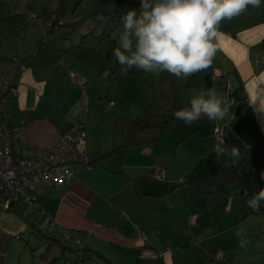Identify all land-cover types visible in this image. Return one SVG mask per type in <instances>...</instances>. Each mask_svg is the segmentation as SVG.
<instances>
[{"label":"crops","instance_id":"0c3cea01","mask_svg":"<svg viewBox=\"0 0 264 264\" xmlns=\"http://www.w3.org/2000/svg\"><path fill=\"white\" fill-rule=\"evenodd\" d=\"M8 1L3 3L15 24L19 16ZM22 6L32 18L38 17L35 0ZM123 6L124 11L139 10L140 0H123ZM51 11V19L43 20L46 32L39 38L0 32V75L13 80L18 90L3 108L13 125L26 119L13 134L15 155L39 152L82 116L87 117L79 129L87 156L71 164L76 170L71 177L37 195L46 213L37 219L42 223L39 228L80 240L92 264L98 263L94 256L104 264H264V206L254 211L247 205L264 184L255 188L248 175L239 171L231 183L217 177L205 196L187 182L213 174L218 163L236 164L248 153H257L264 172V112L258 110L264 98V0L260 8H249L221 24L225 36L212 66L202 72L201 86H185L177 93V104L184 109L199 90L212 89L230 102L228 116L217 121L202 117L191 124L175 119L162 138L127 147L123 146L122 118L134 119L151 102V87L159 72L135 68L120 72L122 67L108 56L97 28L81 34V40L75 36L79 23L61 24L70 28L62 35L59 26L49 33ZM73 16L65 20L72 22ZM9 21L6 27L12 24ZM120 28L113 30L117 42ZM46 35L49 42L40 46L39 40ZM87 36L94 39L82 50ZM72 74L85 83H78ZM130 91L131 97L137 96L128 100ZM215 127L223 130L230 148L220 160L213 157ZM233 147L238 149L235 157ZM158 169L165 170V179L152 176ZM28 230L20 209L0 211V264H6L12 237ZM140 231L145 240L138 238ZM220 250L223 257H213ZM206 251L213 255L205 256Z\"/></svg>","mask_w":264,"mask_h":264},{"label":"clouds","instance_id":"9594fccd","mask_svg":"<svg viewBox=\"0 0 264 264\" xmlns=\"http://www.w3.org/2000/svg\"><path fill=\"white\" fill-rule=\"evenodd\" d=\"M262 0H140L139 10L130 9L122 17L123 31L112 55L125 70L146 73L167 72L188 80L212 66L218 44L225 33L224 21H231L249 8H260ZM257 93L253 94V101ZM230 102L212 89H201L190 101V107L173 113L175 119L191 124L206 117L224 120ZM264 112V98L259 109ZM223 150L217 146L216 155ZM232 156L238 149L232 148ZM264 201V189L247 201L254 211Z\"/></svg>","mask_w":264,"mask_h":264},{"label":"trees","instance_id":"16d2710c","mask_svg":"<svg viewBox=\"0 0 264 264\" xmlns=\"http://www.w3.org/2000/svg\"><path fill=\"white\" fill-rule=\"evenodd\" d=\"M54 1L57 5L51 11L54 15L53 20L49 22V24L47 23L49 33L53 32L61 24L70 23L74 25L80 22L79 19L72 22L65 20L67 15L75 13V9L70 7V3L73 0ZM82 1L83 0H77L76 4ZM90 2L92 4V11L89 13V16L96 19V23L104 22V26L97 36L106 43L108 56L115 58L112 55V49L118 46V42L113 37V30L122 25L121 17L124 15L123 0H90ZM49 38L50 35L43 36L39 40L40 46L47 44L49 42ZM116 63L119 65L117 61ZM159 74V79L153 82L151 87V102L148 105H143L141 112L134 119L122 118L120 125L124 136L123 146L125 147L134 144L153 142L162 138L175 120L173 113L182 109L177 104V93L179 89L185 86H201L202 72L198 75H193L188 80H185L184 78H176L167 72H159ZM233 144L237 145L235 142H233ZM238 147L242 149V146ZM107 154L108 153L101 154L99 157L101 158ZM223 156L224 154L222 157ZM259 160L260 159L257 153H248L236 164H229L228 166H225L222 163H218L214 166L213 174L201 178L190 179L187 182H192L200 192H202L205 196H208L212 187L216 185L217 177L222 178L227 181V183H231L234 182L239 171H244V173L252 180L255 188H260L261 185L264 184L262 183V180H264V172H262ZM262 206H264V201L260 202L259 208H262ZM32 214L34 215L32 220L27 218L30 230H37L39 238L45 239L49 242V246L46 250H48L49 247L51 248L54 246L55 243L63 245L55 236L49 235V232L44 230L45 228L42 229L36 226V220L40 217L44 218L45 215L37 216L34 213ZM80 247L82 246L79 245V248L75 249V251L78 252ZM42 259H47L46 254L42 255ZM33 264L38 263L34 262Z\"/></svg>","mask_w":264,"mask_h":264},{"label":"built area","instance_id":"2783aa9c","mask_svg":"<svg viewBox=\"0 0 264 264\" xmlns=\"http://www.w3.org/2000/svg\"><path fill=\"white\" fill-rule=\"evenodd\" d=\"M264 57V50H262ZM72 77L80 84L85 79ZM18 93L15 82L4 75H0V211L16 209L18 205H25L37 216H44V208L37 202L36 197L45 188L61 183L71 177L76 170L71 164L81 161L86 156L84 140L79 136V129L86 121L84 115L65 134L60 136L53 144L33 155L17 156L13 150V134L26 119H22L20 125H13L8 121L7 111L3 104L10 95ZM113 102L111 101L107 107ZM219 146L225 154L226 140L221 128L213 129L212 149L216 154ZM155 179H165V170L158 169L152 172ZM138 238L145 240V235L140 231ZM80 245V240H76ZM223 251H218L213 257H223Z\"/></svg>","mask_w":264,"mask_h":264},{"label":"rangeland","instance_id":"374dc122","mask_svg":"<svg viewBox=\"0 0 264 264\" xmlns=\"http://www.w3.org/2000/svg\"><path fill=\"white\" fill-rule=\"evenodd\" d=\"M7 1L8 0H6V2ZM28 1L29 0H9L8 1L9 3H11L10 6H13L14 10H16L15 14L19 16L18 21L15 22L14 24L13 22L9 21V13H10L9 6H6L3 3V0H0V32L4 30L5 32H12V33H17V34L22 33L26 35L28 39H32V38L36 39L42 35V32L45 29L43 20L51 19L50 10H53L56 7L57 3L54 0H51V1L35 0L36 5L38 6L36 7V10H37L36 12L38 13V17L32 18V15L29 9L22 6L23 4H26ZM12 2H14V4H12ZM76 3H77V0H73L70 3V7L75 9V16H73L74 17L73 20L75 21L78 17L81 18V22H79L78 27L75 31V36H77L81 40L79 36L83 34L84 32L91 30L92 28H97L96 33L99 34L103 28L102 26L103 22L96 23V19H93L91 16H89V13L92 11L90 0H83L82 2L78 4ZM127 11L128 10L125 9L124 14ZM5 19H7V21H5ZM8 21L9 23H12V24H8V26L6 27V22ZM4 24H5V27H4ZM98 27H100V29H98ZM59 29H61L60 31L61 35L64 33L63 30H70V28H68L67 26L65 27L59 26ZM45 32L46 31H44L43 33ZM85 39L86 40L83 43V47L81 46L82 50L84 49L85 43L93 41L94 38L92 36L91 38L87 36ZM101 46L103 47L104 44L102 43ZM104 61H107V60L104 59ZM101 63L103 64V60L101 61ZM119 71L123 72V68H121V70ZM128 93L129 94H126L128 96L127 98L128 100L131 98H135V96H137L135 95L134 97H131L133 96L131 91ZM118 102H122L120 100V97H119ZM225 149H226V152L228 153L227 155H229L230 148L226 146ZM213 157H215V159L217 160H220L219 159L220 156H217L215 153H213ZM224 162H223L224 165L228 166V163L226 161ZM218 184L219 186L222 185L221 182H218ZM214 193H216V190L214 191ZM16 209H20L22 216H24L26 219L30 218L33 215L31 210H29L27 206L25 205H18L16 206ZM41 225H42L41 221L36 220V226L41 227ZM234 233L240 234L239 230L234 231ZM38 235L39 234L37 230H28L25 233H21L19 236L12 237L11 243L8 245L9 247L8 249H6L8 253L6 264H33V262L35 263L37 262L38 264H47V263L49 264L50 263L51 264H92V261L90 260L91 254L88 251H85L84 249H82V247H80V250L78 252L75 251V249L79 248V245L76 244L75 239L72 235H62L59 232L56 233L55 231L49 230V235L51 236L56 235L55 237L59 239L61 244H63L64 246L55 243L54 246H52L51 248L49 247L48 250H46V248L49 246V242H47L45 239H40ZM259 237L260 239H262L261 236ZM69 248L73 250H70ZM217 252H215L214 255H216ZM43 254L47 255L46 256L48 259L47 263H45V261L42 260ZM62 255H63L62 259H57L58 257H61ZM206 255L212 256L213 254L210 253V251H206L205 256ZM94 258L96 262H98L99 264H104V262H102L101 260H98L96 256L92 257L93 261H94ZM98 263L94 262V264H98ZM206 263H209V261Z\"/></svg>","mask_w":264,"mask_h":264},{"label":"water","instance_id":"95a60500","mask_svg":"<svg viewBox=\"0 0 264 264\" xmlns=\"http://www.w3.org/2000/svg\"><path fill=\"white\" fill-rule=\"evenodd\" d=\"M47 256V255H46Z\"/></svg>","mask_w":264,"mask_h":264}]
</instances>
